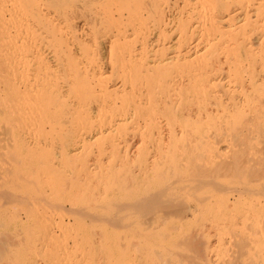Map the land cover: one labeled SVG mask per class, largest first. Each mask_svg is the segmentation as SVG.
Returning <instances> with one entry per match:
<instances>
[{
    "label": "bare ground",
    "instance_id": "bare-ground-1",
    "mask_svg": "<svg viewBox=\"0 0 264 264\" xmlns=\"http://www.w3.org/2000/svg\"><path fill=\"white\" fill-rule=\"evenodd\" d=\"M120 1L123 2H120L119 6L115 8V13L105 10L103 11L104 13L99 11V9L104 6L103 4L106 0H89L87 5L89 8L85 6V9L79 6L77 7L79 8L78 10L77 8H74L77 10L76 12L74 11L75 14L74 12H70L72 13L69 15L71 19V23H69L71 24V31L73 30V19L75 17L78 19L79 16L82 18L85 17L84 27L86 26L88 30L86 36L88 40V42H86L88 45H92L94 52L96 51L101 53L104 57H108L107 55L110 53L109 56L111 63L115 64V60H118L120 66H118V68L116 66L111 67L109 71L108 68H105V72L99 71L100 69L93 70V73L91 74L88 70L86 71V68H80V62L77 64L76 58H73L70 55L71 61L68 64L66 63L68 67L65 64V67H63L64 69L67 67L65 69L66 72L64 73V77L66 76V87L64 88L63 86H60L62 90H59V95H56L58 92L55 94L60 100L69 101L67 104L68 107L61 112V114H58L57 112L62 121L68 120L70 114H72V109L73 112H79L81 114L80 116L83 117V120L82 118L79 119L89 126L88 129L93 127L98 129L95 131L96 134L91 138V141L93 139L95 143L104 144V142L112 140L115 133H118L117 131L127 126L124 122L119 123V120L117 121L114 119V116L116 115L115 113L118 109L116 104L117 100H120V102L122 100L123 107L120 106V109L122 112L126 111L128 114L131 112L130 114L132 117H129L132 119L145 117L150 110L151 105H148L149 101L148 103L145 101L147 97L145 99L142 97L144 96V92L142 90L144 84L141 80H138L137 77L147 76L151 71V74H153L154 69H156L153 67L160 66L162 68L175 66L177 67L176 70H178V66H181L182 63H189L190 65H187L189 67L192 66L194 70L192 80L194 81V85L197 86L195 89H198L195 95H207L206 93H208L210 100L211 97H213L217 101L216 105L213 107H217L218 111L216 108L214 111H211L208 108V111L205 110L209 114L211 113L209 116H206V118L208 117L207 120L214 121L212 122L213 127H215V122L219 120L220 123L221 121L223 123H219L220 126L218 125L214 128L215 133L210 138L205 137L202 139L199 137L201 138L200 146H205L210 151L209 154L211 155H208V159L198 163L196 160V163H192V159V161L190 160L185 164L173 165L169 164V161L159 163L158 161L153 160L152 162H149V157L145 156L143 158H139L140 155H137L138 160L136 161L135 159L134 161L136 162H134V164H130L128 167V175L126 177L119 176L118 179L116 177L118 181L116 182L114 189L115 196L111 199V201H105L99 205L96 204L97 206H93L90 209L84 207L86 209H83V212H90L89 216L93 219L92 221H99L100 225L102 223L105 226L110 225L116 229V233L113 237L118 248L117 257L123 261V257L126 256L128 258L127 263L130 264L140 256V258H143L145 250H147V254L149 251L151 252V247L144 248V243H142V241L145 240L147 243L155 237L162 235L166 237H164L165 239L174 237L172 240L174 241L172 242L174 244L173 247L167 251L168 253L165 252L164 255H161V257H168L165 264H264V0H192L195 3V7L191 11L189 10L188 15H185L183 12L178 14L182 15L183 13L184 16H180V18L178 17L179 20L176 22L175 26H173L175 19H172V21L168 18L172 16H168L170 14L168 12L171 11L170 9H172V6L174 5L173 0ZM80 9L83 11H80ZM66 16L68 17V14ZM177 16H175V18ZM67 17L66 21L68 22ZM114 17L115 20H117L115 25L116 31L115 35L111 37L109 36V29H112V27L108 29V23ZM42 18L44 21L41 23L44 22L47 24V21L49 20L46 19L48 18L45 16ZM126 22H129V24H125ZM50 23L51 22H49L48 25H50ZM65 24L68 23L65 22ZM50 26L52 27V25ZM61 27L63 28V26ZM64 28H67V26ZM55 29L53 28V30ZM73 32L74 31H72V33ZM150 32L156 36V38L153 39L155 41L151 40V45L154 46L152 49L155 48L154 52H158L159 56H155L157 55L155 53L153 60L151 59L152 62H147L145 60L149 42L147 37L152 35ZM169 32H173L176 35L175 40L178 42V45L185 40L187 44L182 46L185 47L184 50L181 49V46L177 47L174 44L175 42H165L164 38ZM218 34H221V36L225 35V38L229 36L231 38L229 39L230 41L227 38L228 42L226 40V42L222 40L224 41V44L222 43L223 45H225V43L227 44L223 48L220 46L222 44L217 42L220 38H222ZM217 35L219 36V39L217 38ZM9 38L11 39V37ZM72 38L74 39V43L79 41V37L76 34L74 36L72 35ZM192 39H194V42L190 43ZM139 41L141 43L140 47L136 45ZM78 44L82 46L84 50L85 46H83L80 42H78ZM194 44L195 47L193 46ZM191 45L194 49H197L195 52H192L193 48ZM219 48L225 50L221 49V52ZM240 48H243L244 50V53L242 54H244L246 58H250L252 60L250 63L252 62L251 64L253 66H249L248 62L246 67H249H245V69H248L249 76L247 74V70L243 69L244 63L242 60L245 57L243 58V55L241 56L240 53L242 51L240 52ZM117 50L120 51L121 55L117 56L116 59L114 55L117 53ZM121 51H124L123 54ZM167 52L169 53L167 54ZM84 58L87 57L84 56ZM150 58L148 59L150 60ZM257 58H259V61ZM100 63L101 62H99V64ZM258 64L259 67L257 66ZM243 70H245L247 76ZM62 71L64 72V70ZM116 71L121 72V74L120 72L118 74L120 76L116 75ZM156 72L153 75H155ZM161 72L162 70L159 73ZM237 72L239 74H237ZM241 73L246 77H249V80H244V76L241 75ZM162 74L163 73H161V75ZM234 74L237 77H234ZM114 78L120 79V83L117 82L118 84L109 86L110 80H115ZM170 79L172 80V78ZM161 80L163 81V79ZM166 83L168 82L166 81ZM231 84L232 86L233 84H238L239 86L234 87V85L231 87ZM58 85L60 84H57V87L59 88ZM160 85L162 84H159V87ZM164 86L166 87L165 83ZM147 89L148 88H146V90ZM141 90L143 93H141ZM155 90H153V92ZM162 90L164 91L165 89L163 88ZM149 92L151 93V91ZM35 94H32L33 97H35ZM76 94L79 96V101H72L71 99L73 95L75 98ZM152 95L153 94L149 96ZM105 102H109V104L107 103V105H105ZM61 103H63V101ZM152 103L154 102H151V104ZM59 105L61 106V104ZM29 106H32V104ZM60 106L58 107V111L60 110ZM39 110L40 109L36 112H42V110ZM150 111L152 112V110ZM44 113L50 115L46 111ZM50 113L52 112L50 111ZM10 114L11 113H9V115ZM91 115H95V126L93 125L94 116L91 117ZM43 116L41 118L44 119L45 116ZM54 116L56 119L57 115ZM201 117L198 120H201L200 122L202 123L205 118H203L204 116L202 117L203 119ZM71 118L73 119V117ZM77 118L78 116L75 117L74 120ZM62 121L60 122L61 124ZM43 123L46 124V121ZM65 125L67 124H63L62 126ZM13 127H15V125ZM104 127H107V129H104ZM199 128H201V126ZM65 129L67 128L65 127ZM49 130L51 129H48V131ZM45 131H43V133H47ZM219 131L223 133L222 136H220L221 134ZM55 133L57 132L55 131ZM45 136L44 139L46 138ZM50 137L51 136H49V138ZM76 138H73L75 140H69L67 147H76L72 158L81 159L80 162L82 164L85 162L84 158L87 157V154L85 153L86 149L84 148L85 145L84 147L82 145L79 148L78 145L83 142V144H85V141L84 139L78 140ZM20 141L22 143H26L25 139H21ZM52 144L53 143L51 142L50 145ZM222 145L224 146L223 150L221 149ZM101 146L103 147V145ZM139 149L142 148L139 147ZM48 153L50 157L53 156L50 152ZM138 153L142 154V151H138ZM149 153L150 152H148V154ZM142 156L144 155H141V157ZM44 158L47 157L45 156ZM90 160L91 159H89V161ZM94 161L92 164L86 166V171L92 169L91 167L93 166H97L96 160ZM46 163H48L47 160ZM5 171L7 170L5 169ZM13 171L14 170H12V172ZM105 175H107V173ZM5 198L9 199V201L13 200V198H8L6 196ZM107 199L109 200V198ZM72 210L70 211L72 212ZM73 213L78 214L76 209H74ZM219 230L223 231L220 241H218V245L220 247L219 250H221L223 258H226V260L224 259L225 262L222 263L214 261L215 258L213 259L212 256V248L216 246L217 243L212 242L213 240L211 241V239L214 237L213 234L216 235L215 232H219ZM165 231L170 233L167 232L166 234ZM171 232H173V234H171ZM223 233L226 234L223 235ZM102 236L103 235L101 234L100 237ZM227 236H229V238H227ZM136 239L141 240L139 242V240L137 241Z\"/></svg>",
    "mask_w": 264,
    "mask_h": 264
},
{
    "label": "rangeland",
    "instance_id": "rangeland-1",
    "mask_svg": "<svg viewBox=\"0 0 264 264\" xmlns=\"http://www.w3.org/2000/svg\"><path fill=\"white\" fill-rule=\"evenodd\" d=\"M88 1L89 0H0V106L2 105L0 107V165H2L0 166V195H4L0 196V264H130L127 263L128 258L126 256L123 257V261L117 257L118 248L113 237L116 233V229H114L110 225L105 226L102 223L100 225L99 221H92L93 219L89 216L90 212H83V209H90L91 207L102 204L105 201L110 202L111 199L115 196L114 189L116 182L118 181L117 179L119 178V176L126 177L128 175L129 165L134 164V162L138 160L139 155V158H143L145 156L149 157L151 159H149V162H152L153 160H156L159 163L169 161L168 163L173 165L185 164L190 160L192 161V159V163H196V161L198 163L202 162L205 159H208V155H211L209 154L210 151L207 147L200 146V139H203L205 137L210 138L211 136H213L215 133L214 128L218 125L220 126V124L223 123L222 121L220 123L219 120L215 122V127H213L212 122L214 121L207 120L208 117L206 118V116H209L211 113L209 114L205 110L208 111V109H210L211 111H214L215 108L217 110V107H213L214 105H216L217 101L213 97H211L210 100L208 93H206L207 95H195L198 89H195V87L197 86L194 85V81L192 80L194 70L192 66H188L190 65L189 63H182L181 66H178L179 71L176 70L177 67L175 66L162 68L160 66L153 67L156 69L158 68L157 70L154 69V71H157H155V75H153L155 72L153 71V74H151V71L149 73L150 76L145 75L142 77H137V79L141 80V82L144 84V87L142 89L144 92V96L142 97L144 99L147 97L145 101L147 103L149 101L148 105H151L150 110L154 112L152 113L149 110L147 116L139 117V120L137 118L132 119V116L130 114L131 112L129 113V115L128 113H126V111L122 112V110L120 109V106L123 107L122 100L121 102L120 100H117L116 104L118 106V109L115 113L116 115L114 116V119H116L117 121L119 120V123L124 122V124H126L127 126H125L126 128L124 127L121 130L117 131L118 133H115L114 138L110 141L104 142V144L95 143L93 139L91 141V138L96 134L95 131L98 129L95 127L88 129L89 126H87L85 122L82 121L83 117L80 116L81 114L76 111L73 112L72 108L70 109H72L71 113L73 114V116L72 114H70L68 120H63V122L58 114H61V112H63L68 107L67 104L69 101L60 100L57 96L60 93L59 90H62L60 86H63L64 88L66 87V76L64 77V73L66 72L65 69L68 67L67 64L71 61V56L73 58H76L77 64L78 62H80V68H86V71L88 70V72L91 74L93 73V70L100 69L99 71L105 72V68H108L109 71L111 67L116 66L118 68V66H120L118 60H115V64L111 63V59L109 56L110 53L107 52L108 57H104L103 55H101V53H98L96 51L94 52V48L92 45H88V40L86 37L88 30L86 26L84 27L85 17L82 18L79 16L78 19L77 17H75L76 19H73L74 22L72 23V31L75 32H73L74 34L70 29L71 24L69 23H71V19L69 15H71L74 11L76 12L79 9L77 7L79 6L85 9L86 7L89 8V6H87ZM120 2L123 1L106 0V2L103 4L104 6H102L99 11H102V13H104L103 11L105 10L115 13V8L119 6ZM173 3V6L175 7L172 6V9H170L171 11L169 10L170 12L168 13L170 14L168 16H172L168 18H170L171 20L175 19V23L173 24V26H175L180 16H184L183 13H185V15H188L189 10L191 11L195 7V3L192 0H173ZM74 8H77V10H75ZM81 10L82 9H80V11ZM181 12H183L182 15H178ZM67 14L68 17L66 16ZM38 16L41 17V20ZM43 16L48 18L46 20H49L47 21L48 23L51 22L50 25H52V27L48 25V23H41L42 21H44V19L42 18ZM175 16L177 17L175 18ZM66 17L68 18V22L66 21ZM116 21L117 20H115L114 17L108 23V29L112 27V29H109V36L111 37L115 35ZM65 22L68 23L69 26L68 24H65ZM125 24H129V22H126ZM112 25L114 26V28ZM61 26H63V28L67 26V28H64V30ZM53 28H56L59 31H57L56 29L55 31L53 30ZM75 34L79 37L78 42L82 43L83 46H85L84 50L82 46L78 44V42L74 43L72 35L74 36ZM150 34L152 33L150 32ZM16 35L18 36V38ZM218 35L222 38L216 41L221 44L225 40L228 42V40L231 39L230 36L227 37V40V38H225V35ZM175 36L176 35L173 32H169L164 40L165 42L168 41L167 43L175 42L174 44L177 47L181 46V49L184 50L185 47L182 46L186 45L187 43L185 42V40H183V42L179 43L178 45V42H176L175 40ZM219 36L217 37L218 39ZM9 37H11V39ZM147 38L149 42L145 60L147 62H152L155 53L157 54L155 56H159L158 52H154L155 48L152 49L154 46L151 45L152 41H155L153 39H155L156 36L155 34H152ZM191 42L193 43L194 39H192L190 43ZM223 44L220 45L222 48L227 45L226 43L225 45ZM136 45L140 47V41L139 43H136ZM193 46L195 47V44ZM221 49V52L222 50H225ZM196 50L197 49L193 48L192 52H195ZM243 51V48H240V54L241 56L243 55L242 57L244 58L245 55L242 54L244 53ZM121 52L123 54L124 51ZM168 53L169 52H167V54ZM89 55L92 56L90 57ZM119 55H121V53L117 50V53L114 55V57L117 59V56ZM84 56L87 58H84ZM148 58H150V60ZM257 60L259 61V58H257ZM98 61L101 63L99 64ZM242 61L244 63L243 69H245L246 65H248V62L249 66L252 65V62L250 63V61H252L250 58L245 57ZM91 63L94 65H92ZM64 64L67 66L65 69L63 68L65 67ZM185 65L187 68L185 67ZM257 66L259 67V64ZM100 67L102 68V70ZM62 70H64V72ZM161 70V73H163L162 75L161 73H159ZM245 70H247L248 74V69ZM245 70L243 71L245 72ZM119 72L116 71V75H118ZM235 74L234 77L239 73L237 72V74ZM241 75L243 74L241 73ZM245 75H243L244 77H242L244 78V80L246 79L248 81L249 77H246L247 75ZM170 78H172V80ZM161 79H163V81ZM166 81L169 84L166 83ZM117 82L120 83V79L116 78L115 80H110L109 86L118 84ZM164 83L166 87L164 86ZM14 84L16 87L14 86ZM57 84H60L58 85L59 88L57 87ZM159 84L162 85H160L159 87ZM233 86L236 87L239 85L233 84ZM233 86L231 84V87ZM245 86L247 87L246 84ZM146 88L148 89L146 90ZM161 88H164L165 90L163 91ZM151 89L157 90L153 92V90ZM142 90L141 93H143ZM185 90L187 91V93ZM149 91H151V93ZM168 91L171 93H169ZM32 94H35V97H33ZM151 94H153L154 96H149ZM78 97L79 96L77 94L75 98L73 95L71 100L77 101ZM62 101L63 103H61ZM151 102L154 103L151 104ZM105 103V105H107V103L109 104V102ZM31 104L32 106H29ZM59 104H61V106ZM59 106L60 110L58 111ZM41 108H45L46 110H44L50 115L44 113L45 111ZM38 109H40L39 111L42 110V112H36ZM50 111L52 113H50ZM9 113L11 114L9 115ZM54 115H57L58 117L56 116L55 119ZM42 116L44 117V119L41 118ZM77 116L78 118L74 120ZM93 116L94 123V121L96 120L95 115H91V117ZM71 117H73V119ZM200 117L203 119L202 123L200 122L201 120H198ZM79 118H82V120ZM45 121L47 125L43 123ZM61 121L62 124L60 123ZM69 122L72 123L70 124ZM63 124H67L68 126H62ZM14 125L15 127H13ZM93 125L95 126L96 123H94ZM200 126L201 128H204L201 129L199 128ZM65 127L67 129H65ZM107 127H104V129H107ZM43 128L47 131H45ZM48 129L51 130L48 131ZM43 131L47 133H43ZM55 131L57 133H55ZM21 132L23 136L21 135ZM219 132L221 134L220 136H222L223 133L221 131ZM44 134H48L51 137L49 138L48 135L45 136ZM44 136L46 137L45 139ZM68 136L70 139L68 138ZM73 138H76L78 140L84 139L85 141V144H83V142L82 144L78 145V148L82 145L84 147L85 145L84 148L86 149L85 153L87 154V157L84 158L85 162H83L84 164L82 163L83 165L80 162L81 159H76L74 157L72 158L73 152L75 151L76 147H67V143L69 140H75ZM8 139H10L11 141ZM21 139H25L26 143H22L20 141ZM50 141L53 143L52 145H50ZM101 145H103V147ZM139 147L142 149H139ZM223 147L224 146L222 145V150L224 149ZM138 151H142V154H139ZM48 152H50V154H53V156L50 157ZM148 152L150 153L148 154ZM141 155L144 156L141 157ZM42 156H46L47 158H44ZM48 156L50 159L48 158ZM89 159L91 160L89 161ZM135 159L136 161H134ZM46 160L48 163H46ZM94 160H96L97 166H93L91 167L92 169L86 171V166L92 164ZM5 169L7 171H5ZM12 170H14V174ZM106 173L107 175H105ZM5 196L8 198H13V200L9 201V199L5 198ZM107 198H109V200ZM74 209L77 210L78 214L73 213ZM70 210H72V212ZM167 232L168 231H165L166 234ZM217 232H215L216 235L213 234L214 237L211 239V241L213 240L212 242L217 243L216 246L212 248V256L213 259L215 258L214 261H217V263H222L225 262L226 258H223V254H221V250H219L220 247L218 245V241H220V237L222 236L223 231L219 230V232ZM101 234L103 235L102 237H100ZM171 234H173V232H171ZM225 234L226 233H223V235ZM164 237V235L157 236L147 243L145 240L142 241V243H144V248L151 247L150 250L152 253L149 251L147 254V250H145L143 258H140L141 256L139 255L140 257L136 258L135 261H133L134 263L131 262V264H165V261L168 257H161V255H164L165 252L168 253L167 251L170 250L171 247H173L174 244L172 242L174 241L172 240L174 237L170 239H165L166 237ZM227 238H229V236H227ZM136 240L138 241L139 239ZM165 240L168 242H166Z\"/></svg>",
    "mask_w": 264,
    "mask_h": 264
}]
</instances>
